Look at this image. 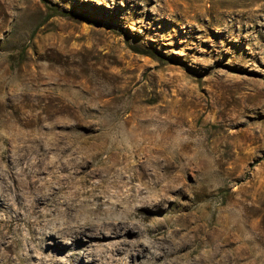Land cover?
Here are the masks:
<instances>
[{"label": "rangeland", "instance_id": "374dc122", "mask_svg": "<svg viewBox=\"0 0 264 264\" xmlns=\"http://www.w3.org/2000/svg\"><path fill=\"white\" fill-rule=\"evenodd\" d=\"M55 9L71 16L50 17ZM33 141L55 164L37 185L105 168H85L99 144L119 152L116 174H150L100 201L98 179L79 185L100 211L79 223L106 235L85 237L76 264L106 248L121 264H144L133 247L154 251L145 230L171 204L187 213L163 230L178 264L216 253L225 264H264V0H0V172ZM130 188L144 189L139 200L158 191L162 211L134 213L131 202L129 212L120 202Z\"/></svg>", "mask_w": 264, "mask_h": 264}, {"label": "bare ground", "instance_id": "6f19581e", "mask_svg": "<svg viewBox=\"0 0 264 264\" xmlns=\"http://www.w3.org/2000/svg\"><path fill=\"white\" fill-rule=\"evenodd\" d=\"M22 121L20 117H17L16 122L21 124ZM26 143L23 142V154L12 160L8 170L0 172V261H3V264H76L78 261L77 247L79 249L82 246L85 237L99 238L106 235L105 229L100 228L95 222L79 223L80 221H89L90 217L100 212L90 208L92 204L83 199V192L79 190V185L98 179L95 190L100 193L91 195V198L100 201L109 192L125 188L131 182H139L141 176L150 174L140 175L128 168H124L120 170L121 173L116 174L111 159L115 158L119 152L106 151L104 146L99 144L93 147L94 151H91L90 160L85 163V168H89L95 163L108 161L105 168L96 169L88 175L85 174L86 176H81L77 181L73 180L76 177L65 178L56 175L47 183L50 186L37 185L38 180L34 178L55 164L46 161L45 156L48 148L44 143L40 141H33L31 145ZM29 148L35 151L36 157L35 165L32 167L28 163L31 155ZM77 148L80 149V146L77 145ZM103 155L106 157L103 158ZM119 157L122 158L121 153ZM75 173L78 174V172ZM159 177L158 174L155 178V188L161 186ZM143 190V188H130L127 190L128 194L122 198L121 202L119 199V202L129 212L131 209L127 205L131 202L140 204L134 209V213H146L152 216L162 211L163 205L158 200L161 196L160 193L154 192V200L145 198L139 200L138 196L143 193ZM116 194L120 198L121 195H124L121 192ZM152 202L154 203L152 204ZM147 203L151 206H146ZM104 212L110 213L111 211L106 209ZM178 213L177 205L171 204L167 211L169 216L161 220V223L157 224L153 230H145V235L159 244L153 252H149V255H146V251L150 247L147 242L134 245L131 253L133 261H136L138 257H143L147 260L144 264H168V260L174 258L170 264H178L180 253L175 246L169 249L165 246L163 232L180 216H187L185 211L180 213L181 215ZM58 222L64 226L57 228L55 225ZM106 224L111 227V234L126 237L125 233L118 231L120 223L108 222ZM205 234L206 231L203 232V235ZM128 235L135 234L129 232ZM46 239L49 241L47 242ZM196 241L197 239L194 243ZM43 244L47 245L44 249L42 248ZM67 245L69 247H66ZM113 251L108 248L100 249L97 252L85 250L83 255L86 264H121L113 258ZM12 254L15 255L11 257ZM191 264H197V262ZM203 264H225V260L222 253H216L214 256L209 254L204 257Z\"/></svg>", "mask_w": 264, "mask_h": 264}, {"label": "trees", "instance_id": "16d2710c", "mask_svg": "<svg viewBox=\"0 0 264 264\" xmlns=\"http://www.w3.org/2000/svg\"><path fill=\"white\" fill-rule=\"evenodd\" d=\"M54 13L50 15V17H55V16H61V17H70L71 13L68 11H59L58 9H55Z\"/></svg>", "mask_w": 264, "mask_h": 264}]
</instances>
